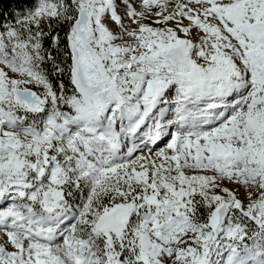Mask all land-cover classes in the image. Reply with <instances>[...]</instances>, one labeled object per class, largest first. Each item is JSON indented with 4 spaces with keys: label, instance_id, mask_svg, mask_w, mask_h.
I'll use <instances>...</instances> for the list:
<instances>
[{
    "label": "snow or ice",
    "instance_id": "1",
    "mask_svg": "<svg viewBox=\"0 0 264 264\" xmlns=\"http://www.w3.org/2000/svg\"><path fill=\"white\" fill-rule=\"evenodd\" d=\"M0 264H264V0H0Z\"/></svg>",
    "mask_w": 264,
    "mask_h": 264
}]
</instances>
